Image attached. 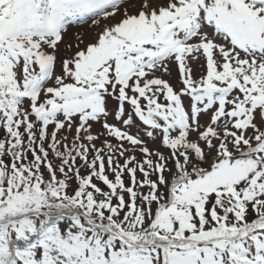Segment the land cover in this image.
Returning <instances> with one entry per match:
<instances>
[{
  "label": "snow or ice",
  "instance_id": "obj_1",
  "mask_svg": "<svg viewBox=\"0 0 264 264\" xmlns=\"http://www.w3.org/2000/svg\"><path fill=\"white\" fill-rule=\"evenodd\" d=\"M0 264H264V0H0Z\"/></svg>",
  "mask_w": 264,
  "mask_h": 264
}]
</instances>
